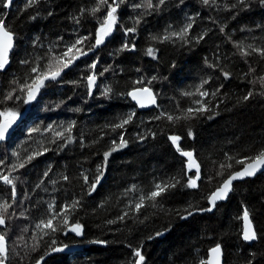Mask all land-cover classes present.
Returning a JSON list of instances; mask_svg holds the SVG:
<instances>
[{"label":"trees","instance_id":"trees-1","mask_svg":"<svg viewBox=\"0 0 264 264\" xmlns=\"http://www.w3.org/2000/svg\"><path fill=\"white\" fill-rule=\"evenodd\" d=\"M14 1L9 8L0 6V18L16 38V50L0 73V100L15 95L0 103V111L12 109L20 114L14 136L0 145V173L11 172L19 178L14 198L11 186L0 181V203L11 205L6 226H0L8 242L7 264H36L41 257L43 264H134L136 249L145 256L144 264H199L216 244L222 247L224 264H264V174L236 184L228 202L218 205L212 215L181 219L186 209L207 208L208 195L229 172L243 167L227 157L245 158L264 146V95L260 94L264 88L258 82L264 76V57L256 52L245 57L236 47L242 44L246 51L249 44L264 47L260 0H249L247 6L238 0H210L207 5L203 0H165L153 9L134 7L145 5L146 0H125L116 13L115 30L96 54L57 81L45 82L31 105L24 103L26 93L19 90L35 75L31 68L37 64L43 68L50 55H59L80 37H90L79 46L88 51L109 9L100 6L99 0H39L27 8V2L16 5ZM152 2L158 4V0ZM95 7L100 11L93 15ZM189 22L192 28L185 40L172 37L161 42L164 35L178 32ZM132 27L136 32L127 37L123 29ZM125 42L134 44L135 50L120 51ZM149 47L156 51L155 59L146 54ZM94 61L98 62L93 70ZM93 71L98 78L89 95L85 78ZM137 80L143 83H134ZM204 81L208 83L201 90L210 93L205 101L210 111L183 119L188 108L198 107L194 101L204 99L184 93H195ZM60 85L65 87L58 90ZM106 87L112 90L107 96L103 94ZM142 87H150L157 95L159 109L141 113L130 102L127 93ZM250 91L253 95L244 100ZM212 92L217 95L212 97ZM132 113L124 128H114ZM167 115L180 119L168 121ZM70 125L74 126L69 133L65 129ZM59 131L64 138L55 135ZM172 135L181 137L180 148L194 152L201 166L196 188L186 186L194 173L187 172L186 160L169 139ZM121 136L127 146L105 161L104 153L118 146ZM30 155L34 158L24 168L12 171V164L25 162ZM227 163L233 167L222 169ZM97 176L100 181L89 195ZM172 178L179 183L157 198L156 207L145 200L139 212L134 210L141 195L147 196L156 183ZM73 201L80 203L71 210L69 223L83 225L82 236L65 235L63 230L43 235L36 229L51 215L49 205L54 204L58 212ZM245 208L256 228L253 244L242 239ZM125 212L128 215L120 220ZM62 219L58 217L54 224ZM53 238L56 246L81 250L50 252Z\"/></svg>","mask_w":264,"mask_h":264},{"label":"snow or ice","instance_id":"snow-or-ice-1","mask_svg":"<svg viewBox=\"0 0 264 264\" xmlns=\"http://www.w3.org/2000/svg\"><path fill=\"white\" fill-rule=\"evenodd\" d=\"M39 2V0H27L26 8L32 7L36 5ZM125 3V0H113V3H109L108 0H99L100 6H107L109 9L106 12L105 17L99 21V25L96 31V38L94 40V43L90 44L88 46V51H85L83 47H79L80 45H83L86 40H89L90 37L84 36L77 38L73 43L67 45V47L59 54L55 55L52 54L48 58V62L43 66V68L40 67L39 64L31 68V73L35 74L32 77H30V82H26L23 85L20 86L19 90L21 92H25L26 95L24 97V103H30L34 101L37 97V95L40 92L41 88L45 87L46 81H57L62 73L65 71V69L70 68L76 60L80 58L81 55H88L89 51H94L95 48L99 47L105 42V39L113 33L115 30V27L119 21V17L116 15L118 8L120 7V4ZM165 3V0H158V4L154 5L152 0H146L145 5L137 4L134 5V7H146V9H153L154 7H159V5H163ZM203 3L205 5L210 3V0H203ZM249 3V0H238V4L241 6H247ZM260 3L264 5V0H260ZM13 4V0H0V6L4 8H9ZM233 7H236V5H233ZM100 11V7H95L91 10V13L95 15L96 12ZM32 19H35L33 16ZM77 22H79L77 20ZM140 21L137 19L136 23L138 24ZM192 28V23L189 22L184 27H182L178 32H171L170 35H164L162 39L160 37H153L154 40L161 39V42L170 40L172 37H175L179 40H185L186 37L189 35V31ZM125 35L128 33H135L136 28H127L123 29ZM223 31V29H221ZM14 36L12 29L10 27H6L4 23V19L0 18V71H3L6 66L9 64V53L11 52L12 48L14 47ZM203 36L197 38V42H199V39H202ZM236 47L238 50H241V55L243 56H249L253 52L258 53L261 57H264V47L257 48L251 44H249L247 47L250 49V51L243 50L242 44H236ZM132 51L135 50L134 44H129L125 42L120 49V51ZM52 52V50H49ZM75 53V54H73ZM147 55L151 56L153 59L156 58V51L149 47L147 49ZM98 62V61H97ZM93 62L90 65L91 69L96 68V63ZM24 63H28V61H24ZM209 67H213V65H209ZM104 71H107L105 69ZM100 75H103V72L100 73ZM225 78H229L230 74L228 72L223 73ZM97 74L95 71H93L90 75H88L86 79V84L89 89V95H91L92 89L96 86V80H97ZM152 79H155V77H152ZM259 84L262 88H264V76L259 78ZM13 83H17L16 81H13ZM134 83L136 84H142V80H137ZM208 83V81H204L200 88L197 89L195 93L192 92H185V96H193L198 95L199 97H202L204 99H200L197 101H194L195 104L198 105L196 108H188L186 115L183 117V119H192L194 118V115L197 113H203L210 111L208 103H206V99L209 97L210 93L208 91H203L204 84ZM253 84L257 83V81H252ZM111 88L106 87L104 89V95L107 96L111 93ZM146 94L148 102H145V99L143 98ZM261 95H264V91L260 93ZM15 93H10L7 96H5L2 100H0V103H3L4 100H12ZM127 95L131 96L133 100L137 102L139 107L144 108L151 105H156V96L150 89V87H142L139 89H133L132 91L128 92ZM217 95L216 92H212L211 96L215 97ZM253 93L250 91L248 92L243 99L248 100L251 98ZM19 99V98H18ZM159 107L158 105H156ZM19 112L14 111L12 109H5L3 111H0V141H4L8 135H9V129L12 128L13 124H15L16 120L19 118ZM135 113H132L129 115L126 119H123L120 123L114 125V128H124L126 124H128L132 116H134ZM160 115H164V113H161ZM159 118V117H157ZM168 121H174L180 119V117H174L173 115H167ZM74 125H70L65 131L71 132V128ZM35 131V129H34ZM49 131H52L50 128ZM55 135L59 138H64V132L59 131L56 132ZM155 135V134H153ZM189 136H193V133L191 131L188 132ZM194 138V137H193ZM171 142L176 145L177 151L180 152V154L187 158L186 161V170L187 172H191L193 169H195L194 176L189 177L187 187L190 188H196L198 187L197 181L201 179V169L200 164L197 162V159L195 158V153L192 151H185L180 148L179 141L181 140V137L179 135H172L169 137ZM68 142L71 143L72 139L69 136L67 138ZM55 143V140L52 141ZM115 144V141H113ZM66 146V145H64ZM127 141L124 139L123 136L120 137L119 145L116 147H113L111 151L105 152L104 157L105 161H107V158L112 154V152L118 151L119 148L126 147ZM37 155H42V152L36 153ZM14 156H17L19 158L18 153H13ZM34 157L30 155L25 162H20L18 164L14 163L12 164L11 168L12 171H15L17 169H22L25 167V163L30 162ZM229 161H234L235 165H243V168H238L234 172H229L227 177L222 180L217 187L208 195V203L209 207L205 209H197V211H207L211 212L213 208L216 206V203L221 200H225L228 197V194L233 191V182L236 180H242L245 177H252L254 176L257 171H260L262 168H264V146H261L254 154H250L245 158H235L232 156L227 157ZM228 168L231 169L233 167V163H227L222 164L221 168ZM98 172H102L101 169L97 170ZM223 174L222 172L220 173ZM45 176H47V172L44 173ZM100 176H97L90 184L89 192L88 194L91 195L92 192L96 190V186L100 181ZM19 179L18 177L11 176V172L9 174L5 175L3 173H0V181H2L4 184L11 186L12 190V197L14 198L16 195V180ZM65 180L68 179V177H64ZM83 179L85 183H88V177L83 176ZM53 183H55L53 181ZM179 183V180L176 178H172L171 180H167L163 183H156L154 185V188L150 191V193L145 195H141L139 197V201L135 203L134 210L136 212H139L142 207L145 206V200H148L151 202L152 207H156V201L158 197H161L165 192L168 191L169 188H174ZM39 186V185H38ZM13 202H15L13 200ZM79 201H73L71 205L65 204L63 208L60 211L55 210V205H49V212L51 215L46 219H42L39 223L35 225L36 229L40 230V232L43 235H50L51 233L57 232V231H64V234L67 235L68 232L75 233L77 236H82L83 233V225H81L78 221H73L71 224L69 223V214L71 210L76 209L79 206ZM11 207V205L4 201L3 203H0V226H6V216L8 213V209ZM187 212V215L181 216V219H187L188 216L192 215L193 212L189 210H185ZM68 213V214H66ZM128 213L125 212L123 216H120L119 219L123 220L124 216H127ZM58 217H63V219L60 221V223L54 224V220H56ZM243 221V227H242V239L244 241H254L257 239V234L253 226V222L250 218V213L247 208L243 210V215L241 217ZM116 221H108V223H115ZM26 230V229H25ZM157 236L163 235V232H157ZM150 239L152 237H149ZM35 239V238H34ZM91 243H106L104 241H91ZM51 247L50 252H62L67 247V245H61L56 246V240L53 238L50 241ZM38 245H34L33 247L36 248ZM8 254H9V248H8V242L6 240L5 235L0 234V264H7L8 261ZM210 255L211 258L208 260H201L199 264H221V257H222V247L220 244H216L215 247L210 249ZM134 256L138 259L134 261V264H144L145 256L141 253L139 249L134 250ZM36 264H43V257H41L39 260L36 261Z\"/></svg>","mask_w":264,"mask_h":264},{"label":"water","instance_id":"water-1","mask_svg":"<svg viewBox=\"0 0 264 264\" xmlns=\"http://www.w3.org/2000/svg\"><path fill=\"white\" fill-rule=\"evenodd\" d=\"M130 34H131V33H128L126 36L128 37ZM132 34H135V33H132ZM100 46H101V45H100ZM100 46L97 47V48H95L94 51H90V52L88 53V55H86V56H85V55H81L80 58H79L78 60H76L75 63H74L70 68L66 69V70L62 73V75L60 76V78H62V76H64L65 74L69 73L70 71H72V70L75 68V66H76L79 62H81V61L85 60L86 58L91 57L92 55L96 54V52L98 51V49L100 48ZM15 50H16V38H15V36H14V47L12 48L11 52L9 53V62H10V58L12 57L13 53L15 52ZM8 65H9V64H8ZM8 65L6 66V68H5L3 71H0V73H1V72H4V71L7 69ZM60 78H59V79H60ZM46 82H52V81L49 80V81H46ZM138 89H139V88H138ZM152 92H153V90H152ZM39 93H40V92H39ZM153 93H154V92H153ZM154 94H155V93H154ZM37 96H38V95H37ZM155 96H156V105L159 106V105H160V104H159V99H158V97H157L156 94H155ZM36 98H37V97H36ZM143 98L145 99V102L147 103L148 100H147V96H146V94L144 95ZM129 100H130L131 103H133V104L136 106L137 110H138L139 112H141V113H143V112H148V111H154V110L159 109V107H157L156 105H151V106H148V107L141 108V107H139V105L137 104V102L131 98V96H129ZM35 102H36V99H35L34 101H32V102H30V103H26V104L31 105V104H34ZM15 131H16V123L13 124L12 128L9 129V135H8V137H7L4 141H0V145L5 144V143H7L8 141H10L11 138L14 136ZM180 156H181L183 159H185V160L187 161V158H186V157L182 156L181 154H180ZM195 158H196V157H195ZM197 162H198V161H197ZM242 168H243V167H242ZM200 169H201V166H200ZM189 173H195V169H193V170H192L191 172H189ZM263 174H264V168H262L260 171H257V173H256L254 176H252V177H245V178L242 179V180H236V181H234V182H233V191H234V188H235L236 184L243 183V182L248 181V180H254V179H256L258 176H261V175H263ZM233 191H231V192L228 194L227 199H225V200H221V201H218V202L216 203V206L213 208V210H212L211 212H207V211H196V212H193L192 215L188 216L187 219H183V220H184V221H185V220H188V219H190L192 216H195V215H207V214H208V215H212V214L217 210L218 205L225 204V203L228 202V200H229L230 196L232 195ZM208 207H209V203H208ZM250 218H251V216H250ZM251 220H252V219H251ZM252 222H253V221H252ZM253 226H254V223H253ZM242 227H243V221H242ZM254 229H255V231H256L255 226H254ZM256 234H257V233H256ZM255 241H256V240L251 241V242H248V241H244V242H246L247 244H253ZM79 250H81V248L78 247V246H72V247H67V248H65V251H66L67 253H74V252H77V251H79ZM210 258H211V255H210V251H209V252H208V255H207V260L210 259ZM221 264H224L223 251H222V257H221Z\"/></svg>","mask_w":264,"mask_h":264},{"label":"rangeland","instance_id":"rangeland-1","mask_svg":"<svg viewBox=\"0 0 264 264\" xmlns=\"http://www.w3.org/2000/svg\"><path fill=\"white\" fill-rule=\"evenodd\" d=\"M14 2H16V5H19V4H22V3H24V2H27V0H15ZM125 39H126V38H125ZM95 61H96V60H95ZM95 61H94V62H95ZM96 83H97V81H96ZM64 87H65L64 85H60L59 88H58V90H62Z\"/></svg>","mask_w":264,"mask_h":264}]
</instances>
